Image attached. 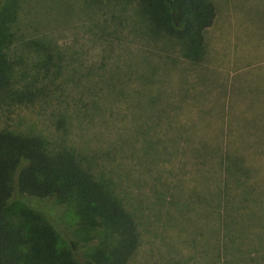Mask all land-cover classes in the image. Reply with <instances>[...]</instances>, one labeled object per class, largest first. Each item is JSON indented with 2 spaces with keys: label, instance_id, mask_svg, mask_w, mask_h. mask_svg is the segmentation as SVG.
<instances>
[{
  "label": "rangeland",
  "instance_id": "rangeland-1",
  "mask_svg": "<svg viewBox=\"0 0 264 264\" xmlns=\"http://www.w3.org/2000/svg\"><path fill=\"white\" fill-rule=\"evenodd\" d=\"M212 1L198 59L137 0L7 1L0 132L71 149L109 185L139 228L128 264H264V0ZM84 214L30 198L9 218L25 254L53 228L82 260L117 238Z\"/></svg>",
  "mask_w": 264,
  "mask_h": 264
},
{
  "label": "trees",
  "instance_id": "trees-1",
  "mask_svg": "<svg viewBox=\"0 0 264 264\" xmlns=\"http://www.w3.org/2000/svg\"><path fill=\"white\" fill-rule=\"evenodd\" d=\"M7 1L0 0L3 36L9 32L14 16L13 8L7 5ZM137 1L143 14L152 22V28L180 40L187 57L198 59L201 56L204 31L213 24L217 14L212 0ZM6 42L0 41V50L5 48ZM225 187H229L228 179ZM30 198L55 199L62 204L77 200L86 213L79 221L80 226H111L117 238L114 243L103 241L96 251L79 260L74 251L84 244L72 239L70 247L73 254L71 251L70 254L64 251L62 256L56 254L54 243L57 233L51 227L54 231L42 230L41 242L31 244L33 248L25 254L20 229L14 228L9 213L14 205L20 201L27 203ZM223 198L220 204L228 209L231 200L226 198L223 201ZM232 221L240 222L236 217ZM222 223L224 235L230 236V223L226 220ZM139 243V228L131 211L107 183L83 165L77 153L67 148L52 151L40 136L0 132V264H128ZM61 259L64 262H58Z\"/></svg>",
  "mask_w": 264,
  "mask_h": 264
}]
</instances>
